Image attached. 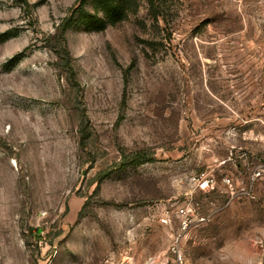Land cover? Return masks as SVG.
<instances>
[{
	"label": "rangeland",
	"instance_id": "obj_1",
	"mask_svg": "<svg viewBox=\"0 0 264 264\" xmlns=\"http://www.w3.org/2000/svg\"><path fill=\"white\" fill-rule=\"evenodd\" d=\"M27 1L0 0V264L161 261L177 208L223 205V177L236 201L184 254L264 264V1L139 0L103 32L77 25L74 78L54 35L78 0ZM138 151L152 161L119 166Z\"/></svg>",
	"mask_w": 264,
	"mask_h": 264
},
{
	"label": "trees",
	"instance_id": "obj_2",
	"mask_svg": "<svg viewBox=\"0 0 264 264\" xmlns=\"http://www.w3.org/2000/svg\"><path fill=\"white\" fill-rule=\"evenodd\" d=\"M20 7L23 5L31 7L27 0H18ZM150 10L155 13L156 0H149ZM34 7V6H33ZM139 8V0H78V4L72 8L71 13L63 18L58 26L54 38H57L58 50L57 56L62 66L67 69L72 78L74 68L72 58L67 45L66 32L71 28L79 25L86 32H103L109 26H115L135 14ZM157 16L158 14L155 13ZM20 56L15 57L8 64L13 65L18 61ZM119 166L140 165L152 161V157L145 151H138L134 154H124ZM105 173V172H104ZM103 173V174H104ZM109 172L104 174L105 178Z\"/></svg>",
	"mask_w": 264,
	"mask_h": 264
},
{
	"label": "built area",
	"instance_id": "obj_3",
	"mask_svg": "<svg viewBox=\"0 0 264 264\" xmlns=\"http://www.w3.org/2000/svg\"><path fill=\"white\" fill-rule=\"evenodd\" d=\"M255 177L257 176H253V179ZM191 181L198 189L204 192H218V186L214 176L208 173L203 172L194 175ZM221 188L218 194L221 197H225L226 201L223 205H219L217 202H210L211 207L205 211L199 204L194 203H188L178 207L175 212V217L178 221V231L172 235V242L167 250L168 253L164 255L161 261H157L155 258H149L145 264H191L183 251L182 242L185 235L192 230L209 224L223 208L236 201V184L231 178L223 177L221 179ZM169 221L171 222V218L164 219L163 223L169 224Z\"/></svg>",
	"mask_w": 264,
	"mask_h": 264
}]
</instances>
